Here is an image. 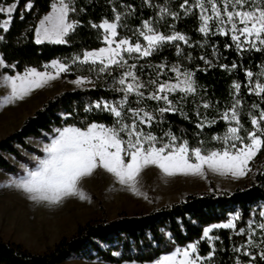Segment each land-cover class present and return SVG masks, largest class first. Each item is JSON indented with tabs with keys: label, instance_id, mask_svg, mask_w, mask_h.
<instances>
[{
	"label": "trees",
	"instance_id": "1",
	"mask_svg": "<svg viewBox=\"0 0 264 264\" xmlns=\"http://www.w3.org/2000/svg\"><path fill=\"white\" fill-rule=\"evenodd\" d=\"M28 2L0 0L3 5L17 4L8 30L0 28V36L3 37L0 40V55L6 65H15L14 68L4 67V73H20L27 68L41 69L55 59L72 60L85 50L98 49L103 44L104 30L92 25L101 24L104 20L115 21L118 12L121 15L118 22L121 37L141 40L136 36L137 30L144 21H151L161 33L170 35L178 32L188 40L187 44L183 41L167 42L149 56L128 60V65H136L133 71L146 86L141 89L145 94L143 99L132 93L121 105L125 122L132 121L129 108H142L155 117L151 125H138L145 133L150 132L164 142H167L165 133L175 135L178 143L187 140L190 149L201 146L203 142L202 148L207 154L206 150L222 147V142L213 137L225 134L229 122L222 119V114L236 98L242 102L238 111L240 124L246 131L253 129L249 112L252 115L259 113V109L251 106L257 104L264 109V99L249 92L246 75L249 70L254 77L264 71V51L249 49L247 45L243 50L237 49L230 35L216 33L217 24L214 22H210L207 34L201 33L199 11L193 8L185 14L180 8L183 0H71L70 8L74 7L75 11L69 13V20L76 21L77 26L68 34L64 44L49 41L36 43L35 29L41 17L50 12L53 0H31L33 7L26 10ZM192 2L189 0V4ZM163 8L178 15H162ZM6 18L7 14L0 13V21ZM160 65L165 67L161 70ZM222 65H227V69ZM173 66L192 74L196 91L186 94L178 90L169 94L178 111L161 114L157 109L165 107V103L148 98V94L155 91V87L148 82L157 79L160 82H176V73L171 71ZM87 69V65L77 63L63 76L74 78L84 75L92 79L91 85L67 89L49 98L25 118L20 128L0 138L1 170L8 173L20 171L9 159L10 156L27 163L29 168L35 167V160L23 150L36 153L37 157L46 155L43 149L29 141L30 138L50 141L56 135L54 129L69 125L84 128L87 123L94 122L113 126L118 119L114 114L94 107L91 111L86 109L97 101L119 105L124 94L118 90L121 87L118 80L128 68L113 65L109 71L99 75ZM128 80L131 82L130 77ZM234 83L241 85L238 94L233 88ZM205 103L209 107H203ZM211 121L214 123H209ZM201 122L205 124L203 128L198 126ZM257 160L260 164L254 179L234 190L214 189L212 192L188 194L179 201L148 212L128 214L122 211L113 219L91 220L80 224L75 233L63 236L44 252H34L22 243L5 240L0 234V264H66L73 255L99 258L111 264H147L191 243H196L199 254L205 257L213 252V248L203 238L204 230L233 220L237 213L239 216L234 220V228L222 227L214 232V254L204 264H237V261L240 264H249L250 261L251 264H264V259L259 256L264 245L260 248L248 245L249 222H264V217L259 215L264 210V148ZM241 229L244 231L241 232ZM261 237H264V230L257 229L253 240L260 244ZM247 252H251V256L246 255Z\"/></svg>",
	"mask_w": 264,
	"mask_h": 264
},
{
	"label": "snow or ice",
	"instance_id": "2",
	"mask_svg": "<svg viewBox=\"0 0 264 264\" xmlns=\"http://www.w3.org/2000/svg\"><path fill=\"white\" fill-rule=\"evenodd\" d=\"M70 3L71 0H53L50 5L51 11L44 16L35 29L36 43L40 44L45 41L58 44L67 43L66 37L77 26L76 21L69 20V13L75 11L74 7L70 8ZM16 7V3L8 6L0 4V13L7 14V18L0 21V28L8 30L12 21V13ZM32 7L31 0H29L25 8L31 10ZM180 8L185 11V14L193 8L199 11L201 21L199 31L201 33L207 34L210 31V22H214L217 24L216 33L230 35L237 49L243 50L247 45L249 49L264 51V0H193L192 4H189V0H183ZM164 13L172 16L178 15L167 8L161 9V14ZM114 19L116 22L109 23L104 20L101 24L92 25L104 30L102 40L108 47L92 51L85 50L82 55L73 57L71 63L61 62L58 59L53 60L43 66L44 71L28 68L22 74L17 72L14 75L0 76V87L9 89L6 95L0 97V107H4L24 100L34 90L43 88L50 81L58 79L62 73L70 72L72 65L77 63L87 65V70L96 72L97 75L109 71L110 66L113 65L128 68L118 80L121 86L118 90L124 94L119 105L108 101H97L86 109V111H91L94 107L114 114L118 119L113 126L93 122L87 123L84 128L69 125L54 129L56 135L50 143L43 147L46 155L36 157L35 167H25L24 175L18 179H11L8 185L23 190L33 201L57 205L72 196L88 199L80 186L81 181L91 176L98 167L113 174L120 184L126 185L136 194H141L138 187L140 174L150 165L157 166L166 176L177 174L204 176L205 166L221 175L230 174L235 178L247 175L252 170L251 162L264 148V109H260L257 104L251 107L259 109L258 115H252L251 112L248 114L253 129L246 131L240 124L238 111L242 102L236 98L232 106L222 114V119L229 122L225 134L213 137L214 140L222 142V147L206 150L207 154H203L205 151L202 148L203 142L201 146L190 149L187 140L178 143L175 135L165 133L167 142H164L150 132L145 133L138 125H151L155 117L151 112L142 108H129L132 121L131 123L125 122L121 105L127 102L128 95L132 93L143 99L145 94L141 89L146 85L135 75L133 69L136 65H128V61L124 59V53L149 56L167 42L183 41L187 44L188 40L178 32L165 35L156 30L151 21H144L141 29L137 30V36L147 42L146 46H142L139 42L132 44L131 38H121L116 42L118 22L121 19L120 13L117 12ZM2 39L3 37L0 36V40ZM113 43L115 47H112ZM0 67L14 68L15 65H6L3 57H0ZM159 67L162 70L165 65ZM221 67L227 69L228 66L222 65ZM232 67L235 68L236 65L233 64ZM171 71L176 73L175 83L160 82L158 79L148 82L155 87V91L150 92L148 98L156 101L162 100L165 103V107L157 109L161 114L178 111L173 101L169 99V94L178 90L186 94L196 91L191 73L181 72L178 66H173ZM157 75L159 76L160 73ZM246 75L249 92L264 99V71L254 77L253 72L249 70ZM129 77L131 82L128 80ZM72 83L83 86L86 83H92V80L81 75ZM233 88L238 94L241 85L234 83ZM203 107L207 108L209 105L205 103ZM209 123H214V121ZM198 126L203 128L205 124L201 122ZM242 132L243 135H241ZM126 157L129 158L127 161ZM193 159L195 163L192 162ZM259 215L264 217V210H261ZM238 216L237 213L228 223L213 225V227L234 228L233 221ZM257 229L264 230V222L250 221L248 245L253 248H260L264 245V237H261L260 244L253 240ZM211 230V228L205 229L204 236L208 237ZM213 254L214 249L208 257H200L197 254V245L192 244L184 249H175L171 254L163 256L156 264H201V261L210 259ZM245 254L251 256V252ZM259 256L264 259V250L259 252ZM237 264L240 262L237 261Z\"/></svg>",
	"mask_w": 264,
	"mask_h": 264
},
{
	"label": "rangeland",
	"instance_id": "3",
	"mask_svg": "<svg viewBox=\"0 0 264 264\" xmlns=\"http://www.w3.org/2000/svg\"><path fill=\"white\" fill-rule=\"evenodd\" d=\"M45 15L39 20L37 27ZM113 22L116 21L109 23ZM153 27L155 28L154 25ZM121 38L128 37H121L118 33L115 37V41L118 42ZM139 38H141V40L131 39V43L135 44L139 42L142 46H146L147 42L142 37ZM115 46V43H113L112 47ZM102 47H108V45L103 42L102 46L99 48ZM0 57L2 56L0 55ZM142 57L145 56H139L137 53L131 55L124 53V59L127 61ZM58 60L71 63V60L68 59ZM3 68L4 67H0V76L15 74L4 73ZM36 69L38 71L45 70L44 67ZM24 71L20 73L22 74ZM49 71H51V69H49ZM63 74L64 73H62L58 79L50 81L43 88L34 90L31 95L24 100L0 107V138L20 128L25 118L33 114L49 98L67 89L84 88L92 84L86 83L83 86H78L72 83L77 77L71 78L63 76ZM181 79H183V77H181ZM8 91L9 89L0 87V97L6 95ZM29 141L41 149H43L45 144L51 142V140L47 141L46 138H30ZM23 152L34 160L37 157L36 153L26 150H23ZM258 154L250 164L252 170L248 172L247 175L239 178H235L230 174L221 175L208 169L207 166H205L204 176L184 174L166 176L157 166L150 165L140 174V183L138 187L141 194L133 193L126 185L120 184L113 174L102 167H98L91 176L81 181L80 186L83 188L88 199H80L78 196H72L64 199L57 205L33 201L23 190L8 185L11 179H18L24 175L25 167L29 168L27 163L18 161L13 156H10L9 159L20 168V171L8 173L0 169V234L5 240L22 243L25 247L34 252H44L53 247L63 236H70L75 233L80 224H85L88 221L103 218L113 219L122 211L128 214L148 212L166 204L179 201L188 194L212 192L214 189L234 190L238 186L245 185L254 179L259 169L260 162L257 160ZM192 162L195 163V160L193 159ZM223 224L226 223L216 225ZM207 228H211L212 230L209 232L208 237H205L203 234V238L206 239L214 249V241L216 239L214 232L222 227L210 226ZM209 237L211 239H209ZM192 244L196 243H191L189 245ZM189 245L178 248L184 249ZM197 254L203 257L198 252V246ZM208 256L209 255L205 257ZM157 261L147 264H156ZM204 261H201V264H204ZM66 264L111 263L102 261L99 258L87 259L79 255H73L66 261Z\"/></svg>",
	"mask_w": 264,
	"mask_h": 264
}]
</instances>
